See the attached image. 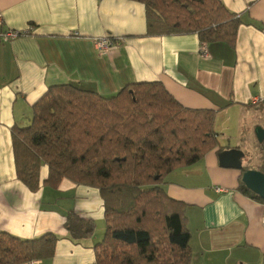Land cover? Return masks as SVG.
<instances>
[{"label": "crops", "instance_id": "0c3cea01", "mask_svg": "<svg viewBox=\"0 0 264 264\" xmlns=\"http://www.w3.org/2000/svg\"><path fill=\"white\" fill-rule=\"evenodd\" d=\"M221 1L242 25L233 47L208 44L209 57L202 58L196 35L145 36V8L137 2L0 0V231L20 239L56 234L54 256L37 264H96L95 232L75 241L64 223L72 211L105 227L103 202L97 189L67 179L56 188L46 184L45 166L38 190L30 191L16 176L11 129L31 123L33 105L51 86L111 96L137 82H160L183 107L215 112L218 147L173 171L164 186L186 205L190 264H264V203L238 191L242 172L220 167L218 159L236 149L249 165L259 162L254 129H264V0ZM30 24V35L7 37ZM100 38L115 41V49L99 52Z\"/></svg>", "mask_w": 264, "mask_h": 264}, {"label": "trees", "instance_id": "16d2710c", "mask_svg": "<svg viewBox=\"0 0 264 264\" xmlns=\"http://www.w3.org/2000/svg\"><path fill=\"white\" fill-rule=\"evenodd\" d=\"M128 1L144 6L147 37L196 35L206 46L233 47L242 25L221 0ZM28 28L18 37L30 35ZM214 121L215 112L183 107L160 82L131 83L111 96L79 85L51 86L33 105L31 123L11 129L16 176L37 191L45 166L51 187L67 179L98 190L105 230L94 246L96 264H190L186 205L164 186L173 171L218 147ZM257 146L256 170L264 174V143ZM237 190L264 203L241 180ZM64 229L78 241L94 233V222L71 211ZM58 239L0 231V264L49 260Z\"/></svg>", "mask_w": 264, "mask_h": 264}, {"label": "water", "instance_id": "95a60500", "mask_svg": "<svg viewBox=\"0 0 264 264\" xmlns=\"http://www.w3.org/2000/svg\"><path fill=\"white\" fill-rule=\"evenodd\" d=\"M254 135L258 144L264 143V129L256 127ZM244 154L236 149L222 152L218 159L223 168H231L241 171V183L251 193L264 200V174L257 170H246L242 165Z\"/></svg>", "mask_w": 264, "mask_h": 264}, {"label": "built area", "instance_id": "2783aa9c", "mask_svg": "<svg viewBox=\"0 0 264 264\" xmlns=\"http://www.w3.org/2000/svg\"><path fill=\"white\" fill-rule=\"evenodd\" d=\"M30 29L28 28L26 31H24L25 33H27ZM7 37L9 39H15L18 37L17 35V32H11V33H8ZM115 41H110L109 39L107 38H100V39H97L96 40V49L101 52L102 54L104 53H107V52H110L112 51L113 49H115ZM199 54H200V57L202 58H207L209 57V54L207 52V46L205 44H201L200 45V51H199ZM219 190V189H217ZM261 225H262V228L264 229V217L262 218L261 220ZM27 264H37V262H30V263H27Z\"/></svg>", "mask_w": 264, "mask_h": 264}, {"label": "rangeland", "instance_id": "374dc122", "mask_svg": "<svg viewBox=\"0 0 264 264\" xmlns=\"http://www.w3.org/2000/svg\"><path fill=\"white\" fill-rule=\"evenodd\" d=\"M230 142H232V139L230 140ZM227 144H229V142L227 141ZM257 151V150H256ZM257 155H259L257 153ZM256 159V163H250V169L249 170H256V167H257V163H258V157L255 158ZM248 160L246 158L242 159V162H243V165L244 163H246V165L244 166H247L248 165ZM104 230H105V227L101 226L100 223L97 224L96 228H95V225H94V232L95 234L97 235L96 237L99 239V242L102 240L103 238V235H104ZM93 240L95 239L94 237L92 238Z\"/></svg>", "mask_w": 264, "mask_h": 264}]
</instances>
